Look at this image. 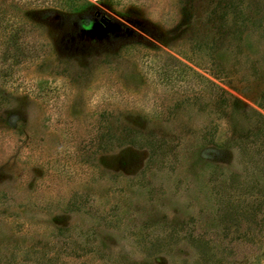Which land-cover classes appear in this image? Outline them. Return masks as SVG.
I'll use <instances>...</instances> for the list:
<instances>
[{"label": "rangeland", "instance_id": "1", "mask_svg": "<svg viewBox=\"0 0 264 264\" xmlns=\"http://www.w3.org/2000/svg\"><path fill=\"white\" fill-rule=\"evenodd\" d=\"M260 133L264 0H0V264H264Z\"/></svg>", "mask_w": 264, "mask_h": 264}, {"label": "trees", "instance_id": "2", "mask_svg": "<svg viewBox=\"0 0 264 264\" xmlns=\"http://www.w3.org/2000/svg\"><path fill=\"white\" fill-rule=\"evenodd\" d=\"M9 41H10V45H11V44L16 45V43H17V37H14V39H13V37L10 36V37H9ZM260 135L263 136L264 133H263V134L260 133Z\"/></svg>", "mask_w": 264, "mask_h": 264}]
</instances>
